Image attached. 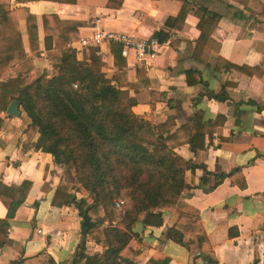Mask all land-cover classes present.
<instances>
[{
    "label": "crops",
    "instance_id": "1",
    "mask_svg": "<svg viewBox=\"0 0 264 264\" xmlns=\"http://www.w3.org/2000/svg\"><path fill=\"white\" fill-rule=\"evenodd\" d=\"M185 4V20L175 21ZM200 8L219 18L209 57L206 47L198 44L199 19L194 13ZM10 10L18 22L25 56L32 60V75L46 70L50 76L55 63L45 51L43 17L81 25L78 39L61 47L74 51L78 61L85 53L76 52L79 41L92 35L98 21L106 32L138 41L154 39L161 47L153 61L139 62L134 52L125 56L122 51L127 81L120 89L135 100L136 117L153 126L172 119L173 132L198 113L202 124L222 121L211 140L205 137L202 151L187 145L175 149L195 168L185 171V189L177 204L158 211L161 227L140 222L131 227L134 237L129 247L135 262L264 264V0H76L69 5L11 0ZM27 16L36 20V54L28 44ZM110 46L98 49L108 79L118 71ZM187 72L197 73L191 79L202 83L189 86ZM16 77L7 69L0 82ZM19 111V117L0 111V185L24 184L28 190L12 218L0 200V221L9 224L12 243L0 249V264H73L83 219L74 206L52 205L62 169L50 155L35 149L39 135H29L30 121L20 107ZM191 215L197 217L207 239L203 252L190 244L188 236L181 245L166 239L168 230ZM102 251L86 238L87 256Z\"/></svg>",
    "mask_w": 264,
    "mask_h": 264
},
{
    "label": "trees",
    "instance_id": "2",
    "mask_svg": "<svg viewBox=\"0 0 264 264\" xmlns=\"http://www.w3.org/2000/svg\"><path fill=\"white\" fill-rule=\"evenodd\" d=\"M10 1L0 0V76L7 69H12L17 77L0 82V111L6 112L10 102L16 101L30 120L29 135H39L35 149L50 155L57 166L69 168L76 164L73 149L66 146L61 135L63 127L68 129L70 139L78 138L81 161L78 184H82L91 197L88 200L77 199L61 178L52 199V205L57 208L74 206L79 216L89 223L76 248L73 264H137L129 247L134 237L131 227L137 222L145 227H161L163 219L158 211L177 204L185 189V171L195 168L181 160L175 149L187 145L202 151L205 137L211 140L222 121L216 119L210 124H202V114L198 113L190 118L187 125L173 132L175 125L172 119L153 126L136 117L132 111L135 100L120 89V85L127 81L122 46H110L113 66L118 71L108 79L102 73L104 64L98 50H91L89 60L85 61H78L74 51L63 50L64 45L78 39L77 29L81 25L61 22L53 16L43 17L42 23L45 51L53 63L57 62L53 66L56 72L52 76H38L32 81L34 66L32 60L25 56ZM26 1L68 5L76 2ZM187 7L188 4L183 6L175 21L185 20ZM194 15L199 19L198 44L206 47V56L209 57L211 35L219 18L203 8ZM26 27L29 48L36 54L38 30L35 18L27 16ZM53 42H56L55 50H52ZM229 68L245 72L235 66ZM194 75L197 73H186L189 86L202 83L201 80L192 81ZM122 168L127 173L122 174ZM215 178L219 180L223 176ZM205 180L206 177L203 182ZM25 189L24 184L11 188L0 185V200L8 209L9 218L23 204L28 191ZM84 190L79 188V193L83 194ZM124 198L130 201L126 202ZM101 211L105 216L119 213L117 225L109 220V226L100 232L104 222L93 217ZM8 230L7 221H0V249L12 244L7 236ZM89 236L103 249L101 254H85ZM184 236L191 238V245L205 251L207 239L196 216L184 218L183 223L166 233L167 240L179 245L183 244Z\"/></svg>",
    "mask_w": 264,
    "mask_h": 264
},
{
    "label": "built area",
    "instance_id": "3",
    "mask_svg": "<svg viewBox=\"0 0 264 264\" xmlns=\"http://www.w3.org/2000/svg\"><path fill=\"white\" fill-rule=\"evenodd\" d=\"M112 44L121 45L125 56L128 51L134 52L135 58L139 62L155 60L159 56L161 48L154 39L138 41L130 36L106 32L98 25L97 21L92 35L79 41L80 51L76 52L81 55V51L98 50L102 46ZM73 87L76 89V86Z\"/></svg>",
    "mask_w": 264,
    "mask_h": 264
},
{
    "label": "rangeland",
    "instance_id": "4",
    "mask_svg": "<svg viewBox=\"0 0 264 264\" xmlns=\"http://www.w3.org/2000/svg\"><path fill=\"white\" fill-rule=\"evenodd\" d=\"M90 56H91V50L85 51V53H83V57H82V60L81 61L89 60ZM103 66L105 67V65H103ZM103 68H102V73H104L106 75V72H105V70H103ZM54 69L55 68H53V70L49 71L50 73H52V74H50V76H52L53 74H55L56 70H54ZM41 72L43 74L42 73H39V75H38V73H36V74L32 75V81H34L36 78H38V76L47 75L46 74V70L41 71ZM62 130L63 131H61V135L66 140V142H65L66 146H68L69 149L70 148L73 149L72 150V151H74V158L73 159L76 161V164H77V165L74 164V165H72L69 168H67L66 166L65 167H61L62 172H63L62 173V178H63L65 184H67L69 186V188L71 190V193L73 195H75V197L77 199L86 198L88 200L91 197L90 192L85 191L84 188H83V186H82V184H78V182H79L78 174H81L80 171H79L81 161H80L79 155H78L79 154V143H78V140H77L78 138H76V139L71 138L70 139L69 138V131H68V129H66L65 127H63ZM124 173H127V171L124 168H122V174H124ZM79 188L81 190L82 189L84 190V193L83 194L79 193ZM122 195H123V193H122ZM124 200L126 202H129L130 201L129 198H124ZM165 208H168V207H165ZM119 217H120L119 216V213L112 214V216L111 215L110 216H105L102 213V211H101L100 213L95 214L93 218L95 220H97L99 218L100 220H102L104 222L103 226L99 229V231L102 232V230L104 228H106V227L109 226V220H113L115 222L114 225H117V222H119V220H120ZM88 238L91 239L92 237L89 236ZM91 241L94 242V244H96L94 240L91 239Z\"/></svg>",
    "mask_w": 264,
    "mask_h": 264
},
{
    "label": "water",
    "instance_id": "5",
    "mask_svg": "<svg viewBox=\"0 0 264 264\" xmlns=\"http://www.w3.org/2000/svg\"><path fill=\"white\" fill-rule=\"evenodd\" d=\"M7 114L8 115H11L13 117H19L20 116V111H19V105L17 102H12L8 109H7ZM89 223L87 220H83V224H82V229H81V232L83 234H85L86 232V228L88 227Z\"/></svg>",
    "mask_w": 264,
    "mask_h": 264
}]
</instances>
